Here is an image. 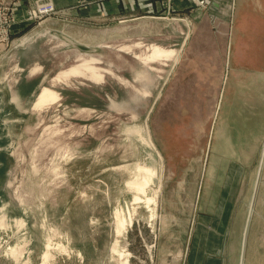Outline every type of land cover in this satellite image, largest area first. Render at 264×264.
<instances>
[{
  "label": "rangeland",
  "instance_id": "obj_1",
  "mask_svg": "<svg viewBox=\"0 0 264 264\" xmlns=\"http://www.w3.org/2000/svg\"><path fill=\"white\" fill-rule=\"evenodd\" d=\"M150 2L0 0L16 18L0 26V264H195V228L205 263L237 227L243 249L264 183V0ZM152 44L177 61L144 62ZM85 62L104 79L57 78ZM44 87L59 97L39 108Z\"/></svg>",
  "mask_w": 264,
  "mask_h": 264
},
{
  "label": "crops",
  "instance_id": "obj_2",
  "mask_svg": "<svg viewBox=\"0 0 264 264\" xmlns=\"http://www.w3.org/2000/svg\"><path fill=\"white\" fill-rule=\"evenodd\" d=\"M114 1L119 2V3L122 2L121 4H123L124 7H129L128 5H130V6L136 5L139 8H144V12H151V11L155 12L154 10H158L157 9L158 6H156L155 4L150 2L151 0H114ZM111 3L112 2H106L105 5L108 6ZM112 5H114V4H112ZM250 205H251V208H252L251 209L252 212H251L250 220L247 223V227H249V230H248V232H245V236L247 234V240H246V237H245V240H246V245H245L246 246V251H245V253L246 254H245V258H244V263L243 264L251 263L250 261L248 263V259H247L248 258L247 257L248 256L247 247H248L250 239L252 240V242H255V243L252 244V247L255 246V248L257 250V248L259 246V242H258L255 234L254 233L251 234L252 226L253 225L255 226V225H258V224H261L262 227L264 226V183L262 182V178H260V177H259V181L257 180V183H255V185H254V192H253V197H252V201H251ZM234 220L236 221V225L235 226L242 225V223L244 224V220H241V219L235 218V217H234ZM233 225H234V221H233ZM246 228H245V231H247ZM236 229L237 230H235V233L229 231L228 232V236L227 235L225 236L226 233L223 235L222 248L224 250L225 259H223V263H221V264H231V260L229 259V256L231 255V250L235 251V252H239V255H240L239 261H237L234 264H242L241 260H242V255H243V249L241 250V247L239 245V239H240L241 232H240V229H238V227ZM200 235L201 234H200L199 230H197L195 228V236H196L197 243L195 244L194 251L192 253V258L194 256H196L193 259V262L195 264H220V261H212V262L205 263V261L202 260L201 256H203L204 251H203V246H202V241H201L202 238L200 237ZM198 259H200V260H198ZM210 259L211 258L209 257L208 260L210 261ZM191 263H192V260H191L190 264Z\"/></svg>",
  "mask_w": 264,
  "mask_h": 264
},
{
  "label": "bare ground",
  "instance_id": "obj_3",
  "mask_svg": "<svg viewBox=\"0 0 264 264\" xmlns=\"http://www.w3.org/2000/svg\"><path fill=\"white\" fill-rule=\"evenodd\" d=\"M137 45H140V43L137 44ZM128 48H130V47H128ZM150 48H151L150 49V51H151L150 53L146 54L145 56L140 55L141 59L144 62H146V63H148L149 61H152V60L160 59V58H175V61H177V59L179 57L177 52H181V51H177V49H175L174 47L173 48H165V47H163L161 45H158V44H152V45H150ZM175 63H177V62H175ZM35 70H36V68H35ZM70 75H86V76H89V77H91V78H93L95 80H103L104 76H105V74L101 71V69L98 66L92 65L89 62H85V63L79 64V65H76V66H72L69 69L62 71L57 78L58 79H65V78L69 77ZM139 77H141V76H139ZM58 97H59V95H58L57 92L53 91L52 89H50L48 87H44L42 89V91L40 92L39 97H37L38 100L36 101V106L41 108L45 104H47L48 102L55 101L56 99H58ZM114 105H118V103H115ZM151 143L154 144L153 141H151ZM154 146H155V144H154ZM157 152L162 157V154L160 153V151L158 149H157ZM142 171L146 172L147 176H146V178L143 179L144 185H142V186L140 185L138 190H140L142 192H145L146 191L145 190V185H147L152 180V178H153V176L155 174V171L152 168H150V167L141 168L140 172H142ZM151 201H153L151 198H147V202H151ZM249 216H250V214H249ZM125 222H126L125 218L123 216L120 217L119 224L122 227V229L125 228ZM246 229H247V231H245V232H248L249 227H247ZM245 237H246V240H247V234H246V236H244V238ZM246 240H244L245 243H244V246H243V255H242V260H241L242 264L244 263V258H245V254H246L245 253V251H246V246H245L246 245Z\"/></svg>",
  "mask_w": 264,
  "mask_h": 264
},
{
  "label": "built area",
  "instance_id": "obj_4",
  "mask_svg": "<svg viewBox=\"0 0 264 264\" xmlns=\"http://www.w3.org/2000/svg\"><path fill=\"white\" fill-rule=\"evenodd\" d=\"M29 19H33L34 16H28ZM27 18V19H28ZM16 21L15 14L9 12L5 6L0 4V26L8 30V27L12 26V23Z\"/></svg>",
  "mask_w": 264,
  "mask_h": 264
},
{
  "label": "water",
  "instance_id": "obj_5",
  "mask_svg": "<svg viewBox=\"0 0 264 264\" xmlns=\"http://www.w3.org/2000/svg\"><path fill=\"white\" fill-rule=\"evenodd\" d=\"M67 40L71 43V45L73 47L78 48L81 51H85V52L96 51V47H94V46H90V45L78 42V41L71 39V38H67Z\"/></svg>",
  "mask_w": 264,
  "mask_h": 264
}]
</instances>
